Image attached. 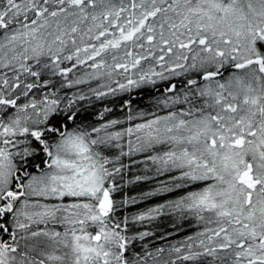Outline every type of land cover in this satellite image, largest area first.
<instances>
[{
  "label": "snow or ice",
  "instance_id": "obj_1",
  "mask_svg": "<svg viewBox=\"0 0 264 264\" xmlns=\"http://www.w3.org/2000/svg\"><path fill=\"white\" fill-rule=\"evenodd\" d=\"M173 77L158 103L186 107L138 123L83 127L86 95L60 94ZM138 153L170 174L157 191L197 190L131 224L168 208L199 230L137 247L155 234L115 194ZM0 264H264V0H0Z\"/></svg>",
  "mask_w": 264,
  "mask_h": 264
},
{
  "label": "trees",
  "instance_id": "obj_2",
  "mask_svg": "<svg viewBox=\"0 0 264 264\" xmlns=\"http://www.w3.org/2000/svg\"><path fill=\"white\" fill-rule=\"evenodd\" d=\"M83 70L81 69V71ZM183 79V77H173L169 80H161L155 84H143L139 88H133L130 92L108 95L103 98H97L93 94L87 95V92L83 90L88 85H78L71 89H63L60 94H66L68 97L73 94L86 95V99L78 100L73 107L77 112L75 123L89 128L102 120L101 113L104 114L103 120H106L125 116L129 107L130 110L141 111H146L150 107V109H160L162 105L158 101L164 95H172V93L167 92L170 85L175 84L177 91H179V89L183 88ZM94 83L96 82L93 81L92 84ZM184 106L186 105H176L173 108L177 111ZM106 109L111 111H106ZM69 123L71 124V122ZM143 156L142 153H138L133 158L132 156L122 158L123 164L126 165L122 170L127 169L128 172L125 175L123 173L122 179L117 177L120 191L115 194V198L118 201H127V203L118 206L117 218L128 217L131 231H150L155 234L153 237H147L145 241H137V247L141 243H149L150 247L153 245L164 246L199 230L198 222L194 217L185 214V217L181 218L179 213L171 212L168 208H164L162 214L155 216L151 221L131 224L132 217L147 212L151 208L167 204L169 201L176 200L188 190H197V186L194 185L192 189H177L171 192L157 191L165 183L171 186L169 181L170 174L157 175L155 166ZM137 177H140V179H137ZM160 236H167V239H158Z\"/></svg>",
  "mask_w": 264,
  "mask_h": 264
},
{
  "label": "rangeland",
  "instance_id": "obj_3",
  "mask_svg": "<svg viewBox=\"0 0 264 264\" xmlns=\"http://www.w3.org/2000/svg\"><path fill=\"white\" fill-rule=\"evenodd\" d=\"M159 81H161V79H156V83L157 82H159ZM171 85H173V84H171ZM170 85V86H171ZM92 87H95L96 86V83H94V84H92L91 85ZM87 88H85L83 91L85 92H87V95H91L92 93L89 91V85L88 86H86ZM176 106V105H175ZM184 107H186V106H184ZM151 108V107H150ZM150 108H148V109H146V111L145 110H136V109H134V110H130V107L129 108H127V113L125 114V116L123 115L122 117H120V118H115V119H120V120H122V121H126V116H127V114H128V112L129 111H131L132 112V114L133 115H139V114H143V118L142 119H140V118H137L136 120H134L132 123H138V122H143V120H147V119H152L153 118V114H155V115H160V116H163V115H167V113L170 111V109H168V108H164L163 106L160 108V109H150ZM175 108H173V109H171V111H175L174 110ZM177 111H179V110H177ZM106 120H112V119H106ZM105 120H101L100 122H98V123H95L94 125H91V126H99V124H101V123H103ZM90 126V127H91ZM124 126H127V123H125V125ZM83 127H87V126H83ZM90 127H89V129H90ZM88 128V127H87ZM144 156L143 157H145L146 158V155H147V153H142ZM135 155V154H134ZM134 155H132V158H133V156ZM144 158V159H145ZM155 166V165H154ZM122 171H124V172H122L121 173V175L120 176H118L120 179H122V176H123V173H124V175L125 174H127V172H128V170L126 169V170H122ZM117 182H118V178H117Z\"/></svg>",
  "mask_w": 264,
  "mask_h": 264
}]
</instances>
